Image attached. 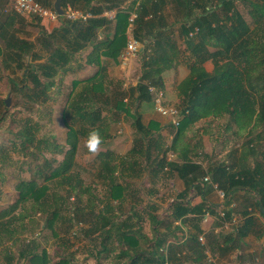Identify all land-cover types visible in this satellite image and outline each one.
<instances>
[{"label":"trees","instance_id":"trees-1","mask_svg":"<svg viewBox=\"0 0 264 264\" xmlns=\"http://www.w3.org/2000/svg\"><path fill=\"white\" fill-rule=\"evenodd\" d=\"M36 2L53 9L54 0ZM127 2L61 0L63 10L70 6L91 17L85 22L59 17L61 28L41 36L35 43L9 30L17 13H0L1 68L9 71V92L19 99V106L28 113L26 117L15 119L14 114L8 116L6 110L0 112V123L9 119L6 127L9 137L0 143V177L7 166H15L19 175L25 166V173L30 177H19L14 186L16 200L0 211L1 236L7 238L4 242L10 240L11 246L19 243L17 257L19 260L26 258L29 264H71L69 256L58 258L53 263L45 248L38 252V234H31L30 238H23V234L30 230L29 226H39L42 220L43 228L57 238L59 234L54 229L57 222L61 220L66 232L78 224L82 225L87 221L89 205L94 218L90 229L101 235L100 249L96 252L98 259L113 252L118 264H215L208 261L209 252L218 258L233 254L232 261L241 262L240 245L251 235L261 241L263 249L258 256L264 258V225L260 222V218L264 220V147L259 157L253 154L252 165L246 162L234 168L219 163L206 170L187 159L182 164L167 163L164 151L156 168L162 170L167 167L175 171L185 189L177 195L168 214L162 218L157 214L159 208L151 206L134 212L135 223L131 218L117 222L110 217L111 206L107 203L101 208V197L90 194L91 188L83 180L76 162L78 143L93 127L100 130L102 147L110 138L109 125L103 122L104 107L94 103L91 94L103 90L99 77L101 58L116 61L126 46L131 13L135 14L133 38L144 46L141 75L134 87L112 103L110 112L114 119L118 120L122 113L130 114V105L124 102L126 97L131 100L136 96L138 101L151 99L148 86L161 87L164 72L173 66L182 50L188 56L190 77L181 86L180 111L183 117L178 133L185 125L190 126L207 117L222 116H229L240 131L253 126V129L264 132V0H133L125 4ZM239 4L249 21L239 10ZM167 7L173 15H180L171 25L165 23ZM109 11H116L114 19L104 16ZM175 24L179 25V33L178 38L173 39L168 28ZM191 33L194 34L189 37ZM86 51L83 66L93 67L95 72L88 78L73 81L61 112L66 132L64 141L59 142L56 136L44 132L41 120L50 122L51 105L58 99L53 92L60 94L62 78L83 68L80 63L74 66L72 61L75 55ZM207 61L221 62L218 76H206L202 65ZM3 102L0 101V107L5 109ZM34 110L44 111L42 116H32ZM46 112L49 114L45 117ZM132 127L135 140L141 142L142 125L136 115H132ZM260 139L257 137V141ZM253 142L249 147L255 151L260 144ZM45 155L62 159L57 166H52ZM110 155L108 151L99 153L97 176L100 177L105 169ZM206 176H209V183L202 182ZM198 182L203 183L205 194L214 186L225 193L224 218H220L217 207L210 206L205 199L196 205L187 201L190 187L201 191V187L196 186ZM60 187L64 194L59 193ZM117 190H120L118 186L109 188L111 192ZM236 191H244L245 200L251 202L247 207L246 201H242L241 212L237 207L229 208ZM70 196L80 202L84 196L87 199L82 201V207L73 208L76 216L66 220L62 213L68 211L66 199ZM110 197L115 198L114 194ZM142 214L149 218L153 231L150 239L140 231ZM206 214L215 218L219 230L234 216L239 222L232 225L229 232L209 230L205 233L201 222ZM5 219H8L7 224L3 222ZM27 219L29 222L22 225L21 222ZM185 227L191 231H184ZM201 235L204 243L199 241ZM13 257L8 251L0 264H12ZM255 257L250 255V259ZM96 264L101 263L97 260Z\"/></svg>","mask_w":264,"mask_h":264},{"label":"crops","instance_id":"crops-1","mask_svg":"<svg viewBox=\"0 0 264 264\" xmlns=\"http://www.w3.org/2000/svg\"><path fill=\"white\" fill-rule=\"evenodd\" d=\"M8 1L10 6L11 1ZM131 1L133 0H128L125 4H129ZM6 6L5 0H0V13L7 11L9 14H15L12 9H9V6L8 8H6ZM109 12H112V19H114L116 11ZM107 13L104 14L105 17ZM131 15L135 14L131 13ZM13 17L15 20H12L10 23L9 30L16 31L20 38L34 43L41 36L59 30L62 23L60 19L57 21H50L47 19H35V17L29 15L16 14V16ZM175 17H180V15H173L170 7H167L164 11L165 23L171 25L174 23ZM168 29L173 39L178 38V24ZM128 36L129 30L127 31V37ZM143 50L144 46L139 44L137 57L131 60L127 65L121 63L120 57L116 61L108 58H101L99 77L102 82L103 90L91 94L92 101L104 107L102 113L104 118L103 122L105 125H109V132L111 134L110 138L106 140V146H101V150L99 151V153L108 151L111 155L109 156V162L105 169L101 171L99 181L102 182L103 191L97 194V197H101V208L107 203L111 206L110 208L113 211L110 217L117 222L131 218V222L135 223L137 221V218L134 217V212L136 210L156 206L154 204L156 201L154 196H161L156 189L160 190L158 186L164 180H167V182L170 181V188H172V185H175V190L172 191L173 195L170 197L165 207V215L168 214L169 207L171 203L176 200L177 195L184 191V184L175 171L168 170L167 167L162 170L156 168L159 157L163 156L164 151L166 152L165 156L167 163L174 162L176 164H182L184 160L187 159L206 170L209 166L219 163L234 168L246 162L252 165L254 160L253 154L259 157L260 153H262L261 148L264 147V132H261L262 129L256 130L253 129V126H250L247 130L240 131L236 125L232 124L229 116L215 118L207 117L190 126L185 125L181 133L180 131L178 133V129L175 130L171 126V120L169 118L162 117L155 112L152 99L149 101H138L136 96L131 100L127 99V97L124 99V102H128L130 105L131 115L138 116L142 125V141L138 142V140H135L136 137L134 136L132 127V118L129 117L125 122V118L121 116L124 114L122 113L119 115L118 120H116L110 111L114 100L120 99L123 92L134 87L138 83L141 75ZM88 51L75 55L76 58H74L72 64L75 66L82 60L80 64L83 66ZM187 61V53H183L181 50L180 53L177 54L173 66L163 74L162 84L159 89L164 93V100L167 106L177 109L181 107V100L183 98L181 86L182 83L190 77V70L188 68L189 63ZM220 66L221 62L219 61L216 63L207 61L202 65V68L206 76L212 78L220 74ZM94 72L95 68H91L90 66L84 68L83 66L77 73H69L65 77L70 76V78L73 79L83 80L90 77ZM115 129H124L123 132H126V134L119 135L115 132ZM259 136L261 139L257 141V137ZM252 140H254L253 143L258 142L260 144L259 148L255 151L249 147V143ZM99 153L97 155L88 153V156L96 160L93 166L95 170L93 175L98 174ZM184 156L186 157L185 159H183ZM206 177L209 178V176ZM202 182H204L203 179ZM202 182L196 183L197 187H201L200 192H197L196 188L190 187L187 201L192 205H196L200 203L202 199H205L210 206L217 207V212H219L222 202L217 197L216 191L212 189L205 194ZM112 186H118L120 190L116 192L109 191V188ZM154 187L156 188L155 190L153 189ZM110 194H114L115 198L111 199ZM244 197H246L244 191H236L233 203L236 204V200L242 201ZM150 202L153 204L149 205ZM250 203L249 201L245 202L247 207ZM236 206L238 205L236 204ZM156 207L159 208L158 205ZM145 217L142 216L143 219L139 222L140 227L142 221L145 219L149 223L148 216L145 215ZM260 222L264 225V220L262 218H260ZM216 224L215 218L209 214L206 222H203V220L201 222V226L205 230V233L209 230L218 232L219 228ZM184 231H191V229L185 227ZM141 234L143 233L141 232ZM143 235L148 238L146 234ZM250 237L257 241V239L251 235L244 239V243H246V239ZM262 249L261 246L257 253L254 252L253 249H249L243 253L248 255H259Z\"/></svg>","mask_w":264,"mask_h":264},{"label":"rangeland","instance_id":"rangeland-1","mask_svg":"<svg viewBox=\"0 0 264 264\" xmlns=\"http://www.w3.org/2000/svg\"><path fill=\"white\" fill-rule=\"evenodd\" d=\"M5 3L7 5L6 8H8L10 4L9 1L5 0ZM238 8L240 11H242L243 15H245V18L248 19L249 21V18L246 16V11L243 9V7L240 4L238 5ZM9 9L11 10V5L9 6ZM80 63H82V60ZM8 72L9 71L3 70L0 64V101L1 100L4 101L3 103L5 104V109L3 106H1L0 112L2 110H6L7 115L9 116L10 114H14L15 119H18L20 117L21 118L26 117L28 113L24 110L22 106H19V102H20L19 99L16 98V96L12 92H9V84L7 82V78L9 76ZM17 75L20 76V73L18 72ZM74 80L77 79L70 78V76L62 78L60 94L53 92V95L58 99L55 104L53 103L51 105L52 113L50 116V122L41 120V123L44 124V129H43L44 132L56 136L59 142L64 141L63 139L65 137V132H66V128L62 121L63 117L61 112L63 111V107L66 103V97L70 92V90L72 89L71 85ZM42 111L44 110H40L39 112H35L34 110L33 112H31V114L32 116H36V114L42 116ZM46 113L47 114L45 115V117L49 114L48 112ZM131 114L132 113L127 115L124 113L121 116L125 118V122H126L129 117L132 118ZM8 124H9V119H6L5 122L0 123V143L5 138L9 137L8 133L6 132V127ZM12 127L14 128V126ZM123 130L115 129V132H117L119 135L126 134V132H123ZM82 141L83 138H80L76 153V162L78 165V170H80L83 180L85 182H88L87 184L91 188L90 194L94 193L95 196H97V194H100L103 191L102 182L99 181V176H97V174L93 175L95 171L93 166L95 165L96 160H94L93 157L88 156V152L86 151V149L83 148ZM45 159L50 165L57 166L58 163L61 161L62 157L45 155ZM16 169L17 168L15 166H7L4 170H2V177H0V190H1L0 211L2 209H5L9 205L13 204L14 201L16 200L17 195L14 186L19 181V177L25 179L30 178L28 173H25L26 170L25 166H22L21 170H23V173H20V175L17 173ZM169 185H171L170 181L167 182V180L166 181L164 180L159 184V186L157 185L160 188V190L156 189L155 187L153 188L154 190L156 189V191H158V193H160L161 195V196H154L156 200L154 204L156 206L157 205L159 206V210L157 212L159 218L165 216L164 214L166 210L165 207L167 206L170 197H172L173 195L172 191L175 190V185L174 186L172 185V188H170ZM64 192H65L64 189L60 187L59 193L64 194ZM245 198L246 197H244L242 201H246ZM86 199L87 197L85 196L82 197L83 202L86 201ZM66 201H67L66 207L68 211L67 210L63 211L62 216H64V218L68 220L71 217L76 216L75 213L76 209L74 210L73 208L82 207L83 202L82 201L80 202L75 197H71V196L67 198ZM242 201L236 200V204L238 205L236 206L238 212H241L242 210V206H243ZM151 204L153 203L150 202L149 205ZM142 216L145 217L144 214H142ZM86 220H87L86 222H82V225L81 224L76 225V227L70 229L68 232H66L67 230H65L64 224L60 223L61 221L60 220L59 222H57V225L54 228L55 231H57L56 233L59 234L57 238L52 236L50 230L43 228L42 220L39 221V223L36 221V223H38L39 226L36 227H32V225L29 226L28 228L30 230L23 234V238H30L31 234L32 235L38 234L39 235L38 238L39 247L37 248L38 252H40L43 248H45L49 259L53 263L57 261L58 258H61L63 256H69L72 258L71 264H96L97 260L101 264H118L117 260L114 258L115 253L113 252H110L107 255L104 254L101 255L102 259L97 258L96 252L100 249L99 242L101 239V235L98 231H92V229H90L91 223L94 222V218L92 217V213L89 212V205H88V218ZM7 221L8 219L3 220L4 223H6ZM27 222H29L28 219L21 222V224L25 225ZM237 222L238 221L235 220V223ZM10 228L8 227L9 230ZM141 228H142L141 232L143 234H146L149 239L152 238L153 231L146 219L142 221ZM232 228H233L232 225H227V226L224 225L223 227H220V229L222 230H218V231L229 232L232 231ZM1 232H2V227H0V261L2 260L3 257H5L7 252L10 251L14 256L12 260V264H29L26 258L19 260L17 257L19 243L11 246L12 243L10 240L4 242V239L7 240V238L5 236H1L2 235ZM73 232H75V234H73ZM261 246H262L261 241H256L251 237L249 239H246V243L240 245V251L243 254V258L241 262L232 261L233 254H230V256L227 255L218 258V257H213L208 252L207 257H208V261L214 262L215 264H264V258H261V256L256 255L255 258L250 259V255L243 253L249 249H253L254 252L257 253L259 252Z\"/></svg>","mask_w":264,"mask_h":264},{"label":"built area","instance_id":"built-area-1","mask_svg":"<svg viewBox=\"0 0 264 264\" xmlns=\"http://www.w3.org/2000/svg\"><path fill=\"white\" fill-rule=\"evenodd\" d=\"M11 1V9L20 15H29L35 18L39 19H47L50 21H57L59 19L58 14L53 9H48L43 7L41 4L36 2V0H10ZM64 14L63 17H65L67 20L74 21V20H80L82 22H85L88 18L91 17L88 13H82L80 11L72 9L70 6H67L65 10H63ZM106 17L108 19H112L113 15L112 12L107 13ZM135 18V15H130L129 22H130V28H129V36L127 37V43L125 48L120 54L121 63L123 65H127L131 60L135 59L137 57L138 51H139V43L133 38L132 35V21ZM194 33H191L189 37H192ZM148 92L151 96L152 103L154 106V110L156 113H158L162 117L169 118L171 120L170 124L171 126L177 130L180 121L182 119V114L180 109L167 106L164 100V93L159 88H155L153 86H148ZM205 183H209V178L205 177L203 179ZM213 189L216 191L217 197L221 200L222 205L218 212V216L220 218H224V207L226 202V195L222 190H219L216 188V186L213 187ZM236 204L233 202L230 204L229 208H235ZM208 218V214H206L203 217V222H206ZM235 220L239 222V219L237 216H234L231 218L229 223H224L223 226L227 225H235ZM80 225V224H78ZM75 234V232H73ZM199 241L201 243H204V236L201 235L199 237Z\"/></svg>","mask_w":264,"mask_h":264},{"label":"clouds","instance_id":"clouds-1","mask_svg":"<svg viewBox=\"0 0 264 264\" xmlns=\"http://www.w3.org/2000/svg\"><path fill=\"white\" fill-rule=\"evenodd\" d=\"M83 148L92 155H97L101 150L103 144V137L100 130L97 128H91L86 136L83 138Z\"/></svg>","mask_w":264,"mask_h":264},{"label":"water","instance_id":"water-1","mask_svg":"<svg viewBox=\"0 0 264 264\" xmlns=\"http://www.w3.org/2000/svg\"><path fill=\"white\" fill-rule=\"evenodd\" d=\"M53 10L58 14L59 17H62L64 12L61 7V0H54L53 2Z\"/></svg>","mask_w":264,"mask_h":264}]
</instances>
